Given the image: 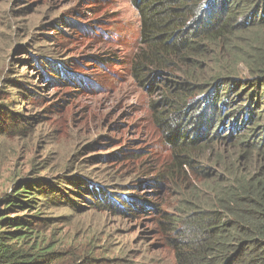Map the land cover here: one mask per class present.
<instances>
[{"label": "trees", "instance_id": "trees-1", "mask_svg": "<svg viewBox=\"0 0 264 264\" xmlns=\"http://www.w3.org/2000/svg\"><path fill=\"white\" fill-rule=\"evenodd\" d=\"M129 1L140 20L132 75L160 93L151 117L172 153L168 176L191 181L192 172L201 185L180 191L185 198L176 213H162L165 246L175 264H264V0ZM4 116L12 133L28 130L2 103L0 122ZM64 183L18 179L0 197V264L116 261L94 258L103 248L92 239L68 243L51 233L60 220L45 214L64 204L63 196L88 204L72 203L74 210L121 217L145 216L151 207L140 196L89 191L78 177L69 182L73 189ZM135 260L130 264L141 263Z\"/></svg>", "mask_w": 264, "mask_h": 264}, {"label": "rangeland", "instance_id": "rangeland-1", "mask_svg": "<svg viewBox=\"0 0 264 264\" xmlns=\"http://www.w3.org/2000/svg\"><path fill=\"white\" fill-rule=\"evenodd\" d=\"M139 21L129 0H0V104L20 113L15 123L28 129L12 133L2 117L0 197L15 180L58 177L69 189L78 177L99 195L140 196L151 207L137 218L78 212L72 203L88 204L73 195L46 211L60 220L51 229L59 239H92L103 248L94 258L116 260L102 264H175L158 223L162 213L177 212L181 192L201 186L192 172L191 181L168 176L172 153L151 117L160 93L132 75ZM49 63L63 76L51 74ZM156 179L163 186L154 187Z\"/></svg>", "mask_w": 264, "mask_h": 264}]
</instances>
